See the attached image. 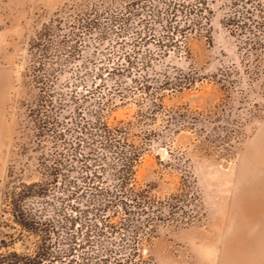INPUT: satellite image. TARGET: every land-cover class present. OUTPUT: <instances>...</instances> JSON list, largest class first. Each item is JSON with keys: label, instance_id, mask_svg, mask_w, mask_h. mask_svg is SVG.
<instances>
[{"label": "rangeland", "instance_id": "rangeland-1", "mask_svg": "<svg viewBox=\"0 0 264 264\" xmlns=\"http://www.w3.org/2000/svg\"><path fill=\"white\" fill-rule=\"evenodd\" d=\"M245 1L0 0V254L33 256L45 229L53 250L70 234L81 244L97 224L74 259L111 243L121 264H264V0L247 3L248 20ZM45 115L58 124L42 132ZM49 182L26 203L47 227L21 231L5 195ZM115 194L129 215L103 207Z\"/></svg>", "mask_w": 264, "mask_h": 264}, {"label": "trees", "instance_id": "trees-1", "mask_svg": "<svg viewBox=\"0 0 264 264\" xmlns=\"http://www.w3.org/2000/svg\"><path fill=\"white\" fill-rule=\"evenodd\" d=\"M250 0H246L243 4L242 7L244 9L245 16L243 15V19L248 20V16L250 11L249 9H245L247 3ZM198 8L202 9V6L205 4V0H196ZM131 7H134L137 4V1L134 2L132 1L129 3ZM178 8L176 12L179 11V8L181 10L188 8V5L185 2H176L173 1L172 3L168 4V9L174 10L175 8ZM229 22H231L230 19H228ZM90 23H88L89 25ZM201 23L197 19L195 22H192L191 25H188L186 28H196V26H199ZM50 28L46 25L44 28L40 31V33L36 36L34 40H32V48H36L37 50L43 51V41H45L48 37H50ZM50 103V101H47L46 97L42 96L37 99L36 102V109H30L31 113L37 118L38 115L41 114V109H44L45 106H47V103ZM37 122H39V130L43 132L45 131V128H47L48 125H50L52 128H56L58 122L55 121L52 117L45 115L44 119H37ZM58 132L57 138L59 139H64V134L60 131ZM56 152H54V160L57 162H60L62 160L63 154L61 152H58L57 149H55ZM92 154H86L83 157V161L85 162V168L90 170L89 168L92 167L93 165H90L88 163V160H92ZM56 171V169H54ZM132 173V161L131 160H126L125 164H123L122 171L120 173L121 177H123L122 183L120 187L123 188V190L127 191L125 188L127 186V182L131 176ZM54 174V173H53ZM97 176L96 171L90 172V176L86 177V179H91L95 178ZM54 177H56V173L54 174ZM53 180V179H52ZM51 182L46 183V184H39V183H20L18 186H14L13 189L8 192L5 195V201L6 205L8 206L9 212L11 214V220L12 222L19 227L21 231H26L30 234H37L38 232H41L43 228L47 227L44 223L40 222V218L37 216L36 213L31 212L29 208L26 206V203L35 198L43 197L48 193V189L50 188ZM131 196V195H130ZM142 198L139 197V195H135L133 197V201L135 203H139V201ZM139 200V201H137ZM119 204L122 206L124 213L125 214H130V211L127 209V203L125 199L121 197V195H111L110 199L106 201V203L103 205V207L106 206H111L113 204ZM71 225H74L75 220L73 217H70L67 219ZM126 226V225H123ZM112 231H114L113 226H109ZM48 229L43 230L45 232L44 234V240H43V245L40 248V250H37L33 256H20L15 252H11L9 254H0V264H42L44 260L48 258L50 262H52V259H57L61 261L64 257H67L68 261L70 263H75V264H85V262H88L90 258H95L97 260V264H108L110 259L112 260L111 264H121L124 259L119 255L122 251L120 249H115L113 244H109L110 247H107V249L104 250V254L99 255L98 253H93L91 255L88 254V252L84 251L83 254L81 255L80 260L74 259V250L76 249V246L79 245L81 248H85V246L91 245V237L89 233L93 231L97 235L103 234V230L98 227L97 224L92 225V229L90 232H85L80 234L82 236V242L81 244L76 243V236L75 234H70L67 237V245L58 248L57 250H53L52 248L49 247V242L48 241V236L49 234L46 233ZM122 241V239H120ZM48 244V245H47ZM138 245L137 241L133 242V247L131 251H134L136 253V246ZM133 253L132 255H134ZM71 257V258H70ZM125 261L128 260V257H125ZM63 263V261H61ZM130 264L131 260H128Z\"/></svg>", "mask_w": 264, "mask_h": 264}, {"label": "bare ground", "instance_id": "bare-ground-1", "mask_svg": "<svg viewBox=\"0 0 264 264\" xmlns=\"http://www.w3.org/2000/svg\"><path fill=\"white\" fill-rule=\"evenodd\" d=\"M241 182H242V181H241ZM242 183H243V182H242ZM249 183H250V182H249ZM243 185H244V184H243ZM252 190H254V189H252ZM252 190H251V191H252ZM248 196H249V195H248ZM248 196H247V197H248ZM254 199H255V198H254ZM251 205H252V204H251Z\"/></svg>", "mask_w": 264, "mask_h": 264}]
</instances>
